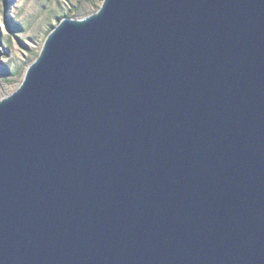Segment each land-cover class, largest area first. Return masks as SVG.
<instances>
[{"label":"water","instance_id":"obj_1","mask_svg":"<svg viewBox=\"0 0 264 264\" xmlns=\"http://www.w3.org/2000/svg\"><path fill=\"white\" fill-rule=\"evenodd\" d=\"M0 99V264H264V0H104Z\"/></svg>","mask_w":264,"mask_h":264},{"label":"rangeland","instance_id":"obj_2","mask_svg":"<svg viewBox=\"0 0 264 264\" xmlns=\"http://www.w3.org/2000/svg\"><path fill=\"white\" fill-rule=\"evenodd\" d=\"M104 0H0V99L14 93L49 34L71 10L75 19L96 13Z\"/></svg>","mask_w":264,"mask_h":264},{"label":"trees","instance_id":"obj_3","mask_svg":"<svg viewBox=\"0 0 264 264\" xmlns=\"http://www.w3.org/2000/svg\"><path fill=\"white\" fill-rule=\"evenodd\" d=\"M74 11L71 10V13L67 17H74Z\"/></svg>","mask_w":264,"mask_h":264}]
</instances>
